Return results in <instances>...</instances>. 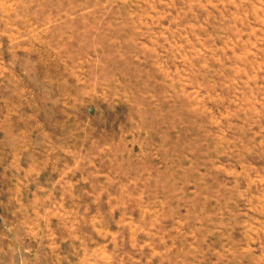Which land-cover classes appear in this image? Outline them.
<instances>
[{
    "label": "rangeland",
    "instance_id": "1",
    "mask_svg": "<svg viewBox=\"0 0 264 264\" xmlns=\"http://www.w3.org/2000/svg\"><path fill=\"white\" fill-rule=\"evenodd\" d=\"M0 264H264V0H0Z\"/></svg>",
    "mask_w": 264,
    "mask_h": 264
}]
</instances>
